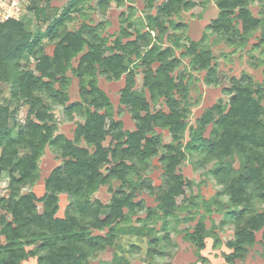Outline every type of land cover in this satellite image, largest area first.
Listing matches in <instances>:
<instances>
[{"label":"trees","instance_id":"trees-1","mask_svg":"<svg viewBox=\"0 0 264 264\" xmlns=\"http://www.w3.org/2000/svg\"><path fill=\"white\" fill-rule=\"evenodd\" d=\"M79 1L71 0L53 15L46 28L44 34L56 40L51 55L43 52L40 31L28 30L22 18L0 21V82L9 85L16 106H27L22 124L8 107L0 106V175H8V193L0 195V210L4 212L0 214V264H20L29 257H36V264H87L122 234L147 235V256L160 254L157 246L161 239L168 243L167 218L179 208L177 198L189 200L185 189L191 182L178 172L187 154L197 155L204 165L214 164L211 174L235 209L227 213L234 231L227 242L232 250L225 255L226 263L233 264L254 242L255 232L260 231L264 238V211L256 208V202L264 201V85L256 84L249 75L232 77L230 86L223 89L228 102L207 109L183 144L187 87L184 73L174 74L180 65L175 49L184 48L181 55L189 57L195 69L206 71L208 84L218 82L208 48L187 37L184 45L181 36L174 33L169 35L171 45L161 46L169 17L189 3L165 0L155 5L156 0H144L148 11L156 6L154 13L145 16L147 30L123 42L122 38L131 34L122 26L120 36L108 45L97 28L86 23L75 30L65 29ZM115 1L119 4L121 0ZM249 1L215 0L219 11L208 28L225 35L229 42L232 36L242 38L261 29L260 41H264V9L260 17L253 16L247 8ZM110 2L100 0L98 5L103 10ZM31 9L36 16L44 13L36 5ZM180 26L171 27L176 31ZM30 53L34 54L33 68L22 63ZM78 55L77 65L71 67ZM133 56L142 67L140 90L134 87L135 70L129 66ZM69 68L79 80L81 99L64 105ZM97 74L107 80L125 76L119 102L130 113L134 129H124L122 122L113 118L112 104L98 86ZM160 99L167 111L151 109V103ZM55 105H64L68 117L75 113L83 118L72 139L56 133ZM207 125L210 130L206 136ZM156 128L167 130L171 142L162 144ZM46 146L53 148L61 161L44 179V193L37 197L29 188L38 179V160ZM158 155L162 180L154 187L143 173ZM234 159L238 167L233 166ZM112 181L119 184L107 204L93 198L100 186H110ZM142 189L154 194L157 204L147 210L144 224L135 227L129 219L133 211L142 208L134 200ZM62 193L68 203L63 215L57 216L58 195ZM157 213L163 218L161 237L154 235L152 228L146 229V221ZM202 231L199 221L186 237L202 246Z\"/></svg>","mask_w":264,"mask_h":264},{"label":"rangeland","instance_id":"rangeland-1","mask_svg":"<svg viewBox=\"0 0 264 264\" xmlns=\"http://www.w3.org/2000/svg\"><path fill=\"white\" fill-rule=\"evenodd\" d=\"M71 0H0V21L9 17L22 18L28 30L40 31V43L45 54L51 55L56 40H51L46 36L45 30L52 22L53 15L59 13ZM100 0H81L77 3L78 10L71 12V19L65 23L66 30H75L81 24L97 28L99 34L108 40L111 45L114 39L120 36L121 27H125L131 36L122 38L133 39L136 32L147 30L145 16L150 12L154 13L156 6L147 10L144 0H121L119 4L111 0L105 9L98 5ZM165 0H156L155 5ZM189 3L187 7L180 9L169 17L166 22L168 30L163 34L161 46L171 45L169 35L174 33L181 36V43L187 45L185 38H189L199 44L200 47L208 48L212 55V64L216 68L217 84H208L205 80V70L195 69L191 65V59L182 56L184 48L175 49V56L180 59V65L174 74L180 72L185 75L187 87L186 95V123L187 128L182 134L181 141L185 144L189 140L190 129L197 126L199 117L212 105L222 102L227 103L228 97L223 93V89L230 86L231 78H239L242 75H249L256 84L264 85V41H260L262 30L256 29L249 35L239 38L232 36L231 41H227L225 35H220L208 28L210 21L217 17L218 8L215 0H184ZM36 5L44 9L43 15L36 16L31 9ZM253 16L260 17L261 10L264 9V0H250L247 4ZM124 20L122 24L121 21ZM236 22V21H234ZM180 23L178 30L173 31L172 25ZM241 29L238 22L235 23ZM154 37V32H151ZM79 55L71 61V67H75ZM22 63L33 68L34 54L30 53ZM139 61L133 56L130 67L135 70V85L137 90L142 88V74ZM68 85L66 92L68 99L64 105L71 102L80 101L79 80L72 74L71 68L66 72ZM125 76L122 75L117 80H107L103 75L97 74V84L104 91L112 104V115L115 120L122 122L124 129H134V121L127 108L119 102L120 90L124 86ZM148 98V95H146ZM64 105L52 106V112L56 120V133H61L65 137L72 139L77 123L83 122V118L77 114L68 117L64 111ZM0 106L8 107L16 121L23 123L27 106L24 104L15 105L9 95V85L0 82ZM226 107V105H225ZM151 109H162L167 111V107L160 99L157 103H151ZM210 125L204 129V135H208ZM156 133L160 135L161 143L171 142V136L167 130L156 128ZM108 142V138L105 143ZM80 145H84L80 142ZM163 149H159V155ZM158 156L151 159L149 170L143 176L150 180L156 187L161 184L162 168ZM61 161L60 155L51 147L46 146L44 153L38 160V179L29 188L37 197L44 193V179L49 172ZM238 160L234 159L233 166L238 167ZM214 168L213 163L202 164L197 155L187 154L186 158L178 167V172L191 182V187L185 189V197H179L177 202L179 208L175 210L173 216L167 218L168 243L162 239L159 241L157 250L160 254L152 257L147 256L149 247L148 236H138L133 234L118 235L112 246L96 253L87 264H227L225 255L231 252L227 242L232 239L234 224L227 213L234 211L231 207L228 196L217 184L211 174ZM8 175L6 172L0 175V195L6 196L8 193ZM118 181H112L109 185L100 186L93 194V198L98 199L102 204H107L112 196V191L118 186ZM28 190L25 188L24 191ZM135 201H139L142 208L136 209L130 215L129 224L141 227L143 219L147 215L149 208H155L157 201L154 194L142 189L136 193ZM68 203L67 196L62 193L58 195L57 216H62ZM41 210V205L37 204ZM258 211H264V201L256 202ZM4 213L0 210V214ZM163 218L159 213L146 221V229L152 228L154 235L161 237L164 234L162 229ZM202 221L203 231L201 232L203 245L186 237V232L193 231L195 225ZM145 229V231H147ZM94 233H104L96 231ZM1 242L3 241L0 236ZM20 264H36V257H29ZM233 264H264V238L261 232H255L254 242L247 246L242 258L234 260Z\"/></svg>","mask_w":264,"mask_h":264}]
</instances>
